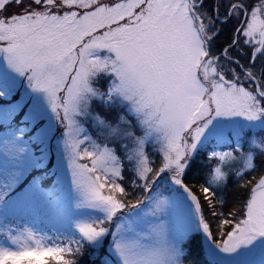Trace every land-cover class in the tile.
Masks as SVG:
<instances>
[{"label": "snow or ice", "instance_id": "snow-or-ice-1", "mask_svg": "<svg viewBox=\"0 0 264 264\" xmlns=\"http://www.w3.org/2000/svg\"><path fill=\"white\" fill-rule=\"evenodd\" d=\"M0 264H264V0H0Z\"/></svg>", "mask_w": 264, "mask_h": 264}]
</instances>
